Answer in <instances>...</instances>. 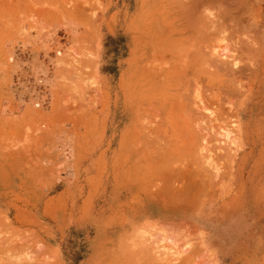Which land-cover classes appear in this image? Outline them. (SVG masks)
Returning a JSON list of instances; mask_svg holds the SVG:
<instances>
[{"label": "rangeland", "instance_id": "374dc122", "mask_svg": "<svg viewBox=\"0 0 264 264\" xmlns=\"http://www.w3.org/2000/svg\"><path fill=\"white\" fill-rule=\"evenodd\" d=\"M0 139V264H264V0H0Z\"/></svg>", "mask_w": 264, "mask_h": 264}, {"label": "bare ground", "instance_id": "6f19581e", "mask_svg": "<svg viewBox=\"0 0 264 264\" xmlns=\"http://www.w3.org/2000/svg\"><path fill=\"white\" fill-rule=\"evenodd\" d=\"M238 5H239V3H238ZM18 21H19V20H18ZM60 54H61V52H59V55H60ZM61 58H62V57H61ZM61 58H60V59H61ZM48 60H49V59H48ZM62 60H63V59H62ZM62 60H56V61H57L56 65H57L58 67H60L61 65H63V66L60 67V68L63 70V67H65V66L68 65V64L65 65V64H64L65 61H62ZM49 61H50V60H49ZM58 63H59L60 66L58 65ZM62 63H63V64H62ZM64 65H65V66H64ZM53 67H54V66H53ZM58 67H57V68H58ZM55 68H56V67H55ZM66 69H67V66H66ZM56 70L58 71V69H56ZM64 70H65V68H64ZM64 70H63V71H64ZM77 71H78V70H77ZM60 74H61V70H60ZM60 74H59V75H60ZM77 74H80V73H77ZM55 75H56V74H55ZM57 76H58V75H57ZM57 76H56V77H57ZM60 76H62V78L59 77V78H61V82H62V80L66 79V78H65L66 75H65V77H64V74H63V73H62V75H60ZM67 76H68V75H67ZM57 78H58V77H57ZM59 78H58V79H59ZM68 78H69V77H68ZM81 78H82V74H81ZM56 81H57V80H56ZM80 81H81V80H80ZM82 82H83V81H82ZM58 83H60V82L58 81ZM80 83H81V82H80ZM60 84H61V86H62V83H60ZM82 84H83V83H82ZM58 85H59V84H58ZM59 86H60V85H59ZM75 88H76V87H75ZM66 89H67V87H66ZM68 89H71V90H72L71 87H69ZM55 90H56V89H55ZM57 91H58L59 93H58ZM62 91H63V90H60V91H59V90H56V93H58L57 95H59ZM65 92H70V91H65ZM65 94H66V93H65ZM57 95H56V98H57ZM81 95H82V94H81ZM59 96H60V95H59ZM61 97H62V96H61ZM65 97H67V96H65ZM59 99H60V98H57V101H58ZM65 100H66V99H65ZM65 100H64V101H65ZM62 101H63V100H62ZM66 101H67V100H66ZM69 101H70V100H69ZM69 101H68V102H69ZM71 101H72V100H71ZM71 101H70V102H71ZM60 103H61V101H60ZM72 103H73V101H72ZM57 105H58V104H56V107H57ZM79 105H80V104H79ZM58 107H59V105H58ZM72 107H73V106H72ZM77 109H78V108H77ZM56 111H57V110H56ZM78 111H79V110H78ZM82 111H83V110H82ZM21 112H23V111H21ZM72 112H73V111H72ZM41 113H42V112H41ZM58 113H59V112H58ZM41 115H43V114H41ZM42 117H43V116H42ZM44 117H45V116H44ZM44 117H43V118H44ZM39 121H40V119H39ZM0 140H1V139H0ZM44 264H45V263H44Z\"/></svg>", "mask_w": 264, "mask_h": 264}, {"label": "crops", "instance_id": "0c3cea01", "mask_svg": "<svg viewBox=\"0 0 264 264\" xmlns=\"http://www.w3.org/2000/svg\"><path fill=\"white\" fill-rule=\"evenodd\" d=\"M264 248V247H263Z\"/></svg>", "mask_w": 264, "mask_h": 264}]
</instances>
